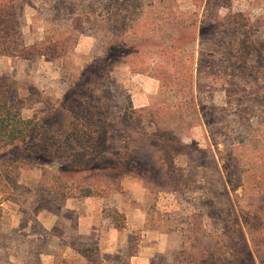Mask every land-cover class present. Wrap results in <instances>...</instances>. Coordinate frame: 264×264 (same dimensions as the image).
<instances>
[{
  "label": "rangeland",
  "instance_id": "obj_1",
  "mask_svg": "<svg viewBox=\"0 0 264 264\" xmlns=\"http://www.w3.org/2000/svg\"><path fill=\"white\" fill-rule=\"evenodd\" d=\"M16 10L0 76L65 156L13 152L0 264H264V0Z\"/></svg>",
  "mask_w": 264,
  "mask_h": 264
},
{
  "label": "trees",
  "instance_id": "obj_2",
  "mask_svg": "<svg viewBox=\"0 0 264 264\" xmlns=\"http://www.w3.org/2000/svg\"><path fill=\"white\" fill-rule=\"evenodd\" d=\"M16 12V0H0V52L9 49L16 50L19 46ZM74 121L70 120L69 122L67 120L64 125H75ZM36 124L34 118L27 119L22 116L15 88L6 78L0 76V220L3 216L5 197L15 184L19 174L20 165L12 155L16 149L19 150L20 154L26 153L40 158L44 164L50 167L53 166V156H65V152L61 148L63 144L55 143L48 131L43 133L41 151H39L35 139V132L38 131ZM104 134L105 127L103 126L101 135L98 136L102 146L105 145ZM82 156L80 153L74 161H66V165H61V170L72 167L71 172L73 173L77 170L86 169L85 163L87 162L81 158ZM71 162H74V165L71 166ZM78 164H83L84 168Z\"/></svg>",
  "mask_w": 264,
  "mask_h": 264
},
{
  "label": "crops",
  "instance_id": "obj_3",
  "mask_svg": "<svg viewBox=\"0 0 264 264\" xmlns=\"http://www.w3.org/2000/svg\"><path fill=\"white\" fill-rule=\"evenodd\" d=\"M80 223H81V222H80ZM91 227H92V228L90 229V231L94 232V229H93V228H95V226L92 225Z\"/></svg>",
  "mask_w": 264,
  "mask_h": 264
}]
</instances>
